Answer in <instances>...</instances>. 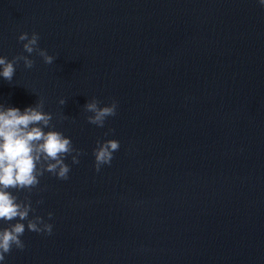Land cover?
<instances>
[{"label":"clouds","instance_id":"9594fccd","mask_svg":"<svg viewBox=\"0 0 264 264\" xmlns=\"http://www.w3.org/2000/svg\"><path fill=\"white\" fill-rule=\"evenodd\" d=\"M259 2L264 7V0ZM39 40L40 36L36 32L31 35L21 32L18 41L23 42V52L28 55L20 54L11 60L0 56V77L11 82L21 62L24 68L32 69L35 65V60L30 58L33 53L41 57L45 64H53L57 56L49 55L46 49L40 48ZM65 103L63 98L59 100L61 106ZM100 104L99 100L92 98L83 109L91 113L86 117L89 124L103 128L107 118L117 114L118 105L115 100L106 106ZM65 118L67 117L61 116V119ZM52 120L53 114L44 111L43 99H38L35 106L25 108L23 112L15 107L0 105V221L8 224L7 227L0 228V262L5 261L6 255L13 248L21 251L25 248L21 237L26 230L51 235L53 229V225L43 217L30 216L36 210L29 196L21 200L13 194V190L31 193L38 188L40 178L45 173L67 180L71 168L65 163L66 158L71 156L72 164H79L80 156L83 155L81 150L73 146L69 137L54 130ZM119 148L118 140H98L93 149L95 170L99 172L102 166L110 165L113 154ZM36 203L41 204L43 201L37 200ZM52 216L53 213L49 212L48 219Z\"/></svg>","mask_w":264,"mask_h":264}]
</instances>
